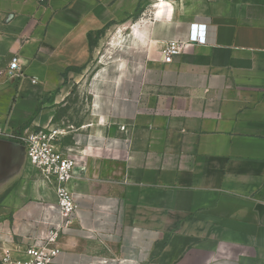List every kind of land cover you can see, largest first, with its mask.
Returning <instances> with one entry per match:
<instances>
[{"label":"crops","instance_id":"obj_1","mask_svg":"<svg viewBox=\"0 0 264 264\" xmlns=\"http://www.w3.org/2000/svg\"><path fill=\"white\" fill-rule=\"evenodd\" d=\"M91 65L87 119L60 137L77 210L53 264H264V0H0L6 130L59 128ZM58 218L0 137V254Z\"/></svg>","mask_w":264,"mask_h":264},{"label":"built area","instance_id":"obj_2","mask_svg":"<svg viewBox=\"0 0 264 264\" xmlns=\"http://www.w3.org/2000/svg\"><path fill=\"white\" fill-rule=\"evenodd\" d=\"M47 1L39 0L40 3ZM197 40L204 42L201 35ZM185 45V41L180 39L168 41L162 50L163 61L172 62L181 54ZM19 66L18 58L14 57L10 66L11 72L18 70ZM62 133V129L57 127L8 131L0 124V137L7 136L21 142L34 169L55 187L59 210V218L56 221H47V230L33 238L30 244L24 248L4 250L0 254V264H53L59 254V239L71 228L77 210L70 188L77 161L60 148ZM117 264H124V261L118 260Z\"/></svg>","mask_w":264,"mask_h":264},{"label":"rangeland","instance_id":"obj_3","mask_svg":"<svg viewBox=\"0 0 264 264\" xmlns=\"http://www.w3.org/2000/svg\"><path fill=\"white\" fill-rule=\"evenodd\" d=\"M92 69L86 73L84 81L77 82L73 78L66 77L65 85L67 87V95L65 99L57 105V113L55 123L59 124L58 129L68 130L70 128H79L84 124L89 112L91 102L90 94L87 90L88 78L92 75Z\"/></svg>","mask_w":264,"mask_h":264},{"label":"trees","instance_id":"obj_4","mask_svg":"<svg viewBox=\"0 0 264 264\" xmlns=\"http://www.w3.org/2000/svg\"><path fill=\"white\" fill-rule=\"evenodd\" d=\"M54 122H56V121H55V118H54Z\"/></svg>","mask_w":264,"mask_h":264}]
</instances>
